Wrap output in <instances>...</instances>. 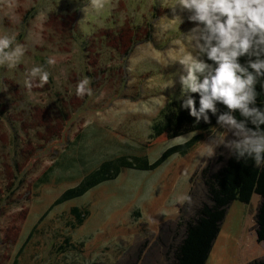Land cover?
Returning <instances> with one entry per match:
<instances>
[{
	"label": "rangeland",
	"instance_id": "rangeland-1",
	"mask_svg": "<svg viewBox=\"0 0 264 264\" xmlns=\"http://www.w3.org/2000/svg\"><path fill=\"white\" fill-rule=\"evenodd\" d=\"M175 4L108 0L97 12L90 0H0V34L15 35L26 49L17 67L0 66V264L13 263L43 213L80 180L62 177L60 167L49 183H38L67 145L76 142L67 152L84 172V164L124 154L154 161L192 136L152 138L162 108L181 100L178 61L188 52L183 34L194 26ZM35 66L50 76L43 88L29 91L24 81ZM85 76L92 95L78 97L76 84ZM221 136L234 138L213 127L188 154H174L154 170L126 168L56 206L23 246L18 264H168L184 220L205 197L202 169H218L220 156L230 153L213 144ZM185 194L191 204L180 202ZM256 203L232 202L224 228L235 234ZM74 205L90 209L76 229L70 226ZM68 236L76 249L61 248Z\"/></svg>",
	"mask_w": 264,
	"mask_h": 264
},
{
	"label": "clouds",
	"instance_id": "clouds-1",
	"mask_svg": "<svg viewBox=\"0 0 264 264\" xmlns=\"http://www.w3.org/2000/svg\"><path fill=\"white\" fill-rule=\"evenodd\" d=\"M107 2L90 0V6L99 12ZM176 5L194 25L183 34L188 52L178 61L181 107L197 122L210 123L209 113L216 116L220 128L234 138L215 137L213 144L223 145L238 159L250 157L256 166L264 165V107L257 104V85L264 80V0H176ZM173 21L182 22L180 17ZM25 51L15 35L0 34V66L17 67ZM55 62L47 60L49 65ZM49 76L43 66L32 67L25 87L43 88ZM90 84V77L79 80L76 95H92ZM192 94L199 96L198 108ZM185 201L191 204V197L180 198Z\"/></svg>",
	"mask_w": 264,
	"mask_h": 264
},
{
	"label": "trees",
	"instance_id": "trees-1",
	"mask_svg": "<svg viewBox=\"0 0 264 264\" xmlns=\"http://www.w3.org/2000/svg\"><path fill=\"white\" fill-rule=\"evenodd\" d=\"M261 84H264V80L257 85L259 93L257 104L264 107V88L261 87ZM192 95L196 99L198 108L199 96L198 94ZM182 102V100L171 101L162 108L160 118L152 124V138L162 134H166L169 139L185 134H192V136L184 142L169 146L154 161H151L147 154H124L105 159L93 166L84 164L86 168L84 172H81L76 167V157H65L63 161L62 155V157L60 156L62 161L60 164L58 163L59 159L55 160L46 169L43 176L38 178L39 185L49 183L51 180L49 176L53 175V172L60 167H63L66 174H72L70 175L71 178L76 177V174L81 175L80 181L76 185L65 189L43 213L20 247L12 264L19 263V253L23 246L31 238L39 222L56 206L81 197L102 183L117 179L126 168L154 170L174 154L178 153L184 156L204 139L205 132L219 126L216 122V116L211 113H209L210 123H205L202 119L197 122L189 114V109L181 107ZM217 106L221 112L226 111L223 105ZM237 117L239 118L238 113ZM74 142L72 146H75L76 142ZM68 147L63 154L68 153ZM83 158L81 155L82 163L87 161ZM220 162L222 164L216 170H211L209 166L202 169L201 177L206 188L205 197L193 208V213L189 218L184 220L185 225L181 223L185 227L184 234L177 244L170 246L167 252L168 264H206L231 203L239 201L249 204L254 194H258L261 198L256 212V232L258 241L264 244V165L256 166L254 160L250 157L238 159L231 151L226 158L220 156ZM91 167L92 169H89ZM74 171L78 172L75 173ZM70 213L73 217L70 226L76 229L82 226L88 218L90 209L74 205L71 206ZM181 218L180 220H182ZM61 248L76 249V245L70 241L68 236L65 238V246ZM246 264H264V257L253 259Z\"/></svg>",
	"mask_w": 264,
	"mask_h": 264
},
{
	"label": "crops",
	"instance_id": "crops-1",
	"mask_svg": "<svg viewBox=\"0 0 264 264\" xmlns=\"http://www.w3.org/2000/svg\"><path fill=\"white\" fill-rule=\"evenodd\" d=\"M70 147L73 150V146L70 145L69 150ZM65 157L75 156L74 154L64 153L63 161ZM58 159L60 164L62 162L61 157ZM62 177L71 178L69 173L66 174L65 172ZM255 199L257 203L254 204L248 216H242L241 225L235 234L231 233V229L224 228V219L206 264H246L253 259L264 257V244L258 241L256 232V212L261 200L260 196L254 194L249 205L252 206ZM215 247L217 248L216 251Z\"/></svg>",
	"mask_w": 264,
	"mask_h": 264
}]
</instances>
